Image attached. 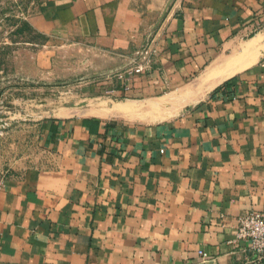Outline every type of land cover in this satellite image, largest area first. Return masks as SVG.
Listing matches in <instances>:
<instances>
[{
    "label": "crops",
    "instance_id": "1",
    "mask_svg": "<svg viewBox=\"0 0 264 264\" xmlns=\"http://www.w3.org/2000/svg\"><path fill=\"white\" fill-rule=\"evenodd\" d=\"M22 10L16 41L38 51V76L95 80L143 45L159 54L126 95L35 123L39 159L0 190V264H255L233 239L264 213V0Z\"/></svg>",
    "mask_w": 264,
    "mask_h": 264
},
{
    "label": "rangeland",
    "instance_id": "2",
    "mask_svg": "<svg viewBox=\"0 0 264 264\" xmlns=\"http://www.w3.org/2000/svg\"><path fill=\"white\" fill-rule=\"evenodd\" d=\"M22 11V0H0V177L39 159L37 121L90 114L115 98L80 74L38 76V51L21 49L29 43L16 41Z\"/></svg>",
    "mask_w": 264,
    "mask_h": 264
},
{
    "label": "built area",
    "instance_id": "3",
    "mask_svg": "<svg viewBox=\"0 0 264 264\" xmlns=\"http://www.w3.org/2000/svg\"><path fill=\"white\" fill-rule=\"evenodd\" d=\"M137 58L125 69L104 75L94 80L99 85L121 84V88L110 87L107 92L112 95H126L132 89L133 81L140 75L148 73L154 63V57L159 54V49L152 45H143L137 49ZM5 185V177H0V190ZM248 241L249 251L253 254V262H264V213L252 211L239 218V225L233 241Z\"/></svg>",
    "mask_w": 264,
    "mask_h": 264
},
{
    "label": "bare ground",
    "instance_id": "4",
    "mask_svg": "<svg viewBox=\"0 0 264 264\" xmlns=\"http://www.w3.org/2000/svg\"><path fill=\"white\" fill-rule=\"evenodd\" d=\"M237 60H238V58L232 59L231 64H234V62H235L236 66H233V67H230V68L228 67L227 71L225 73H223L225 76H229V75L233 74L238 68H241L244 65L245 62L243 63V65L242 64H237L238 63ZM247 62H249V61H247Z\"/></svg>",
    "mask_w": 264,
    "mask_h": 264
},
{
    "label": "water",
    "instance_id": "5",
    "mask_svg": "<svg viewBox=\"0 0 264 264\" xmlns=\"http://www.w3.org/2000/svg\"><path fill=\"white\" fill-rule=\"evenodd\" d=\"M255 264H264V262H262V263L256 262Z\"/></svg>",
    "mask_w": 264,
    "mask_h": 264
}]
</instances>
